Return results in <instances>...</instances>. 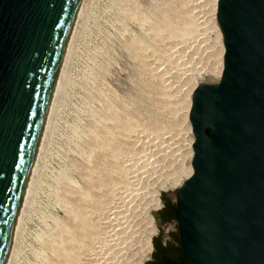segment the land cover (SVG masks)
<instances>
[{
    "label": "rangeland",
    "instance_id": "1",
    "mask_svg": "<svg viewBox=\"0 0 264 264\" xmlns=\"http://www.w3.org/2000/svg\"><path fill=\"white\" fill-rule=\"evenodd\" d=\"M92 1L88 7L86 26L70 65L71 84H68L58 107L60 109L58 113L56 112V128L54 127L51 134L43 160L39 187L23 226L16 264H31L35 260L41 261L43 257L50 259L51 256H55L54 251L48 248L49 245L43 243L45 240L47 242L48 238L52 239L51 231L54 229L52 226H56L53 222L60 220L71 229L76 228L75 220L72 221L64 201L66 198L69 199L71 194L65 196V199H58L59 196L56 194L60 189L63 191L64 188H68L61 179L76 186H87L88 173L95 177L110 175L111 182L104 184L105 186H102L104 189L95 187L99 195L103 196V200L101 198V202L97 200L96 204L89 206L90 221L94 222L92 225L95 224L91 230L94 231L87 236L88 239L86 238L82 246L83 248L85 246V250L80 249L82 255L80 254L74 261L80 262L79 264H146V241L148 235L153 234L151 241L156 238L158 233L156 212L163 207L162 205L160 208H154L155 195L159 192L162 202L164 197L176 202L178 199L176 188L165 189L164 185L172 177L179 178L187 169L189 162L190 131L184 113L191 91L190 86L193 81L201 80L203 71L211 66L216 67L205 80L219 78L215 74L218 72L221 51L218 48L219 39L213 24L214 13L217 19L218 0ZM182 10H186L187 14ZM165 16L166 18L169 16L172 21L178 18L179 20H176L179 23L184 18L183 23L188 24L186 33L177 36L169 32L163 36L153 34L155 32L149 27L151 22ZM158 36L161 38L158 39ZM165 36L167 38L163 39ZM132 40H135L136 45L146 40L144 45L147 49L144 45L134 47ZM137 47L141 48L142 52ZM146 55L149 59L147 61ZM156 66L159 69L155 70ZM150 69L155 74L151 73ZM112 104L116 106V111H119L117 113L121 112L123 115L127 113V116L129 115V118L131 116L135 121L134 127L132 126L133 135H136L132 138L135 140L125 136L123 139L122 132L119 134L120 129H116L118 130L116 135L114 125L117 121L112 115H108L112 120L109 121L107 118V114H111L109 108ZM96 119L101 123L99 124ZM103 124L106 127L109 124L108 128L113 131L111 136L117 139L115 147L118 149L115 147L114 149L118 150V153L121 152L122 154H118L120 159L126 161L127 166L124 165L123 170L116 171L117 173L112 172L117 166L115 161L112 163L111 157L103 154L106 149L95 144L96 133L98 136L100 132H104L103 130L109 131ZM139 126H142L141 129ZM74 128L79 132H75ZM121 139L130 140V144L134 142L130 145L126 141L127 145ZM89 142L96 149L92 148ZM119 144L126 147L120 148ZM89 153L93 154L92 157ZM89 158L91 161H88ZM59 175L62 177L57 180L56 177ZM52 191L56 193L52 194ZM150 215L152 222L157 226L156 233L153 232L151 224H148ZM70 223L74 225L70 226ZM42 232L44 239H39L41 238L39 233Z\"/></svg>",
    "mask_w": 264,
    "mask_h": 264
},
{
    "label": "water",
    "instance_id": "2",
    "mask_svg": "<svg viewBox=\"0 0 264 264\" xmlns=\"http://www.w3.org/2000/svg\"><path fill=\"white\" fill-rule=\"evenodd\" d=\"M77 1L0 0V264ZM216 11L224 64L193 89L182 243L187 264H264V0Z\"/></svg>",
    "mask_w": 264,
    "mask_h": 264
},
{
    "label": "bare ground",
    "instance_id": "3",
    "mask_svg": "<svg viewBox=\"0 0 264 264\" xmlns=\"http://www.w3.org/2000/svg\"><path fill=\"white\" fill-rule=\"evenodd\" d=\"M178 1V0H177ZM181 1V0H180ZM183 1V0H182ZM181 1V2H182ZM91 2H93L92 0H78L77 1V5H76V9H75V12H74V15L72 17V20H71V23H70V27H69V30H68V33H67V37H66V41H65V44H64V47H63V50H62V54H61V57H60V60H59V64H58V67H57V71H56V74H55V78H54V82H53V86H52V89H51V93H50V97H49V100H48V103H47V107H46V112H45V116H44V119H43V123H42V126H41V130H40V133H39V136H38V139H37V142H36V145H35V149H34V154H33V157H32V161H31V164H30V167H29V170H28V173H27V176H26V180H25V183H24V187H23V191H22V195L20 197V201H19V205H18V209H17V213H16V217H15V221H14V224H13V228H12V233H11V236H10V239H9V244H8V249H7V252H6V255H5V259H4V262L3 264H16L18 262H16L18 259L17 256L19 254V249H20V240H21V237H22V231H23V226H24V223H25V220L27 218V215H28V212L31 208V205L35 199V196H36V193H37V190H38V187H39V180L41 179L40 176H41V172H43V160L44 157H45V154H46V150L48 148V144H49V141H50V137H51V134L53 133V130H54V127H55V121L56 120V112L58 111V108L59 107V104H60V101L61 99L63 98V95H65L64 93L66 92L67 90V86L68 84H71V81L72 80V75L70 73V65H71V62H72V59L74 57V53L76 51V47L78 46L77 43L81 37V34L83 32V29L84 27L86 26V22H87V17H88V7L90 6ZM184 2V1H183ZM216 2V0H215ZM120 6V5H119ZM124 8V7H123ZM91 9V8H90ZM131 9V8H130ZM196 10V9H195ZM128 11V10H127ZM179 11V10H178ZM181 11V10H180ZM186 10H182V12L186 13L185 12ZM217 12V11H216ZM164 15V13H162ZM161 14V15H162ZM179 14V12H178ZM177 14V15H178ZM187 14V13H186ZM186 14H183L184 16H187ZM145 15V14H144ZM162 15V16H163ZM176 15V14H175ZM142 16V14H141ZM169 17V16H168ZM160 18L159 20H154L151 22L150 24V28L152 29V32H155L153 34H160L161 36H163V34H167L169 32V34L171 33V35H180V33H183L186 31L187 29V25L188 24H184L183 22V19L181 20L182 22L179 23L177 22L176 18L175 21H172V19H169V18ZM177 17V16H176ZM139 18V16H138ZM141 18V17H140ZM147 18V17H146ZM150 18V17H149ZM159 18V17H157ZM136 19V18H135ZM144 19V18H143ZM167 19V20H166ZM169 19V20H168ZM218 19V18H217ZM216 19V14L214 13L213 15V24H214V28H215V31H216V34L218 35V39H219V45H218V48L220 49L221 51V58H220V61H219V64H218V72L215 74L216 76L220 77L221 74H222V68H223V59H224V49H225V42H224V35H223V32L221 30V27H220V24H219V21H217ZM142 20V19H141ZM179 20V19H178ZM151 21V20H150ZM149 21V22H150ZM144 22V21H143ZM148 22V23H149ZM186 22V21H185ZM146 23V22H145ZM145 26V25H144ZM150 29V30H151ZM146 30V28H145ZM147 31V30H146ZM149 32V30H148ZM151 32V31H150ZM174 33V34H173ZM186 33V32H185ZM151 34V33H150ZM149 34V35H150ZM151 34V35H153ZM170 35V36H171ZM168 36V35H167ZM167 36H165L163 39L167 38ZM159 37V36H158ZM157 38V37H156ZM161 37H159L158 39H160ZM134 39V38H133ZM139 39V38H138ZM138 39L136 38V40L138 41ZM162 40V39H161ZM159 40V41H161ZM168 40V39H166ZM130 41V40H129ZM133 41V40H132ZM140 41V39H139ZM146 41V40H145ZM143 42L142 44L141 43H138V45H136L135 43V40L132 42L133 43V46L136 45L138 47H142L146 42ZM158 41V42H159ZM171 41V40H170ZM169 41V42H170ZM142 42V41H141ZM161 43V42H160ZM159 43V44H160ZM141 44V45H139ZM172 44V43H171ZM132 45V44H130ZM132 46V47H133ZM145 46V45H144ZM135 47V46H134ZM137 47V48H138ZM146 48V46H145ZM139 49V48H138ZM147 49V48H146ZM160 49V48H159ZM141 50V48L139 49ZM144 50V49H143ZM77 52V51H76ZM136 52V51H135ZM142 52V50H141ZM169 53V52H168ZM148 54V52L146 53ZM162 54V53H161ZM148 56L146 55L145 57V61L149 60L147 58ZM153 59V57H150ZM161 58V57H160ZM164 58V57H163ZM191 58V57H190ZM151 59V60H152ZM150 60V61H151ZM144 61V62H145ZM153 61V60H152ZM155 62V61H154ZM157 62L159 63V61L157 60ZM149 63V62H148ZM218 63V62H217ZM88 64V63H87ZM161 65V64H159ZM91 66V65H90ZM152 66H155V65H152ZM158 66V65H157ZM156 66V67H157ZM92 67V66H91ZM159 67V66H158ZM155 68L156 69H159V68ZM216 67V66H215ZM214 66L211 68H209L208 70L206 69L205 71H207V73L205 71H203V75L201 76V80H205L207 79L206 77L212 72L213 73V68H215ZM153 68V67H152ZM151 68V69H152ZM151 69H150V72H151ZM94 70V69H93ZM154 70V69H153ZM89 71V70H88ZM92 71V70H91ZM90 71V72H91ZM93 72V71H92ZM153 72V71H152ZM151 72V73H152ZM89 73V72H88ZM94 73V72H93ZM154 73V72H153ZM155 74V73H154ZM153 75V74H152ZM206 75V76H205ZM159 76V75H158ZM156 77V76H155ZM160 77V76H159ZM158 78V77H157ZM74 79V78H73ZM89 79V78H88ZM201 80L197 81H193L192 85L190 86L191 87V91H190V94H189V98L186 102V109H185V113H184V116L187 118V122H188V129L190 131V138H189V146H190V149H189V162L187 164V169L184 171V173L179 177V178H170L168 180L167 183H165V189H173V188H177V186L179 185H182L183 182L185 181V179H187L189 177V175L192 173L193 171V166H192V163H191V159H192V156L194 154V147H193V141L195 140V133L193 131V128H192V122H191V119H190V116H189V111H190V106H191V102H192V96L194 94V87L199 83L201 82ZM73 83V82H72ZM97 86V85H96ZM190 90V89H189ZM103 98V97H102ZM104 102V101H103ZM107 102V101H105ZM106 104V103H105ZM104 104V105H105ZM108 106V104H106ZM114 104H112V106L109 108L111 114H107L108 112H105L108 115H112V118L114 117V120L117 121L116 125H114V120H113V125L116 127L115 128V131L116 129H120L119 131V134L120 132H122V136H123V139H125L126 137H129L130 139H134V137L132 138V136H135L136 135H133V127L135 125V121L132 120L131 116L130 118L127 116V113L126 115H123V114H120V113H117L119 111H116L117 108L115 109L116 106H113ZM124 105V104H123ZM103 106V105H102ZM126 106V105H125ZM104 107V106H103ZM106 107V106H105ZM119 108V107H118ZM108 109V108H106ZM105 109V110H106ZM127 109V108H126ZM107 111V110H106ZM121 111V110H120ZM58 113V112H57ZM125 113V112H124ZM90 114V113H89ZM129 114V113H128ZM101 116V115H99ZM102 116H105L102 114ZM110 116H108L107 118L111 119V117L109 118ZM95 119V118H94ZM100 119V118H99ZM103 119V118H102ZM105 119V118H104ZM134 119V118H133ZM97 120V119H96ZM107 120V119H106ZM112 120V119H111ZM98 123L100 124L101 122L99 120H97ZM137 121V120H136ZM152 121V119H151ZM144 123V122H143ZM104 124H105V121H104ZM103 124V126H104ZM111 124V122H110ZM141 124V123H140ZM102 125V124H101ZM138 125V124H136ZM144 125V124H143ZM147 125V124H146ZM149 125V124H148ZM100 127V125H98ZM112 127V125H110ZM133 126V127H132ZM106 126H104L105 128ZM109 127V124L107 125L106 128ZM140 127V126H139ZM138 127V128H139ZM142 127V126H141ZM140 127V129H141ZM56 128V127H55ZM114 129V127H112ZM111 128V129H112ZM148 128V127H147ZM75 129V128H74ZM78 129V128H77ZM81 129V128H79ZM100 129V128H99ZM98 129V130H99ZM145 129V128H144ZM76 130V129H75ZM92 130V129H90ZM107 130V129H106ZM106 130H103L102 132L103 133H99V135L97 136L96 132H94L95 136V141H96V145L97 147L99 146V148H105V156H108L111 157V162L112 161H115L114 163L117 164L116 169H112V172H120V170H123L122 167H124V165H126V161H122L120 159V148H122L123 144L127 141L128 139L125 141L123 139H121V141H124V143L122 145L119 144L120 148H119V152L118 153L117 151V147H115L116 145V140L113 136H111V131L110 129L108 128L109 131H106ZM78 130H76L75 132H77ZM94 131V130H93ZM118 131V130H117ZM117 131H116V135H117ZM79 132V131H78ZM99 132V131H98ZM113 133V131H112ZM91 134H93L91 132ZM79 135V134H78ZM81 135V134H80ZM113 135V134H112ZM115 135V134H114ZM92 136V135H91ZM110 136V137H109ZM119 136V135H118ZM125 136V138H124ZM89 137V136H88ZM120 138V137H119ZM122 138V137H121ZM81 139V138H80ZM83 139V138H82ZM86 140V139H85ZM119 140V139H118ZM135 140V139H134ZM87 141V140H86ZM93 141V139H92ZM91 141V143H92ZM93 141V143L95 142ZM120 141V140H119ZM159 141V140H158ZM126 142V143H127ZM134 142V141H133ZM132 142V143H133ZM90 143V142H89ZM90 143V144H91ZM125 143V144H126ZM132 143L129 144L132 145ZM86 145V144H85ZM92 145V144H91ZM95 145V146H96ZM118 145V144H117ZM128 145V143H127ZM129 145V147H130ZM143 145V144H142ZM94 145H92V148H95L93 147ZM122 146V147H121ZM115 148H117L115 151ZM126 147V146H124ZM123 147V148H124ZM133 147V146H131ZM97 148V149H99ZM114 150H113V149ZM84 149V148H83ZM90 149V148H89ZM96 149V148H95ZM94 149V151H95ZM91 150V149H90ZM103 150V149H102ZM101 150V151H102ZM122 150V149H121ZM124 150V149H123ZM122 150V151H123ZM126 150V149H125ZM130 150V149H129ZM136 151V150H135ZM90 152V151H89ZM96 152V151H95ZM98 152V150H97ZM125 152V151H124ZM132 152V151H131ZM134 152V151H133ZM87 154V153H86ZM119 154V155H118ZM122 154V153H121ZM127 154V153H125ZM129 154V153H128ZM133 154V153H132ZM90 155V153H89ZM91 155H93L91 153ZM90 155V156H91ZM75 157V156H74ZM92 157V156H91ZM104 157V155H103ZM102 157V158H103ZM86 158V157H85ZM88 158V156H87ZM96 158V157H94ZM99 158V157H98ZM114 160H113V159ZM123 158V157H122ZM136 158V157H135ZM107 159V158H106ZM110 159V158H109ZM107 159V160H109ZM134 159V158H133ZM93 160V158H92ZM88 161H91V159L89 158ZM105 161V160H104ZM102 161V162H104ZM134 161V160H133ZM132 161V162H133ZM136 161V160H135ZM45 162V161H44ZM123 162V164H122ZM130 162V160H129ZM90 163V162H88ZM94 163V162H93ZM92 163V164H93ZM109 163V162H108ZM113 163V162H112ZM131 163V162H130ZM91 164V163H90ZM96 164V163H95ZM103 164V163H102ZM107 164V163H106ZM129 164V163H127ZM132 164V163H131ZM135 164V163H134ZM84 165V164H83ZM89 165V164H88ZM94 165V164H93ZM99 165V164H98ZM101 165V164H100ZM133 165V164H132ZM131 165V166H132ZM127 166V165H126ZM134 166V165H133ZM95 168V167H93ZM89 169V168H88ZM93 170V169H92ZM68 171V170H67ZM86 171V170H84ZM96 171V170H95ZM98 171V170H97ZM96 171V172H97ZM101 171V170H100ZM104 171V170H102ZM125 171V169H124ZM92 172V171H91ZM83 173V172H82ZM88 173V172H87ZM86 173V174H87ZM100 173V172H99ZM98 173V174H99ZM108 173V172H107ZM107 173H105L106 175H108ZM110 173V172H109ZM117 173V172H116ZM60 174V173H59ZM67 174V173H65ZM84 174V173H83ZM88 173L87 175L89 176V184H87V186H79V185H73L72 183H66V180H62L61 179V182L63 181L64 184H67V187L68 188H64L63 191H60L58 193L57 190H55L54 192L59 196L58 199L60 198H63L65 199L66 197H68V194L70 195L69 196V199L66 198L64 201H65V205H66V209L69 211L70 215H71V218H72V221H74V223H76V228L73 230L71 229L65 222L63 221H60L58 220L57 218V222H53L55 223L56 226H52L54 227L53 231V236H51L52 239H47V242H42L43 243H47V245H49L48 248L51 249V251H54L55 253V256H51V258L49 259L46 255V258H42L41 261H37L35 260V262L31 263V264H79V263H76L74 260H76V258H78L80 256V254L82 253L80 249H82L84 243H85V240H87V236L89 237L90 236V233L94 231L91 230L92 227H94V225H92V221H90V216H89V206H91L93 203L96 204V202H98L97 200H100L103 196L99 195L98 191H96L95 187H99V188H102L104 189L102 186H105L104 184H109L111 182V177L110 175L105 177V176H101V177H95V176H90L92 174ZM94 174V173H93ZM102 174V173H101ZM120 174V173H119ZM124 174V173H123ZM122 174V175H123ZM62 175V174H61ZM100 175V174H99ZM98 175V176H99ZM103 175V174H102ZM64 176V175H62ZM62 176H57V180L60 179ZM97 176V174H96ZM65 177V176H64ZM63 177V179H65ZM68 177V176H67ZM177 177V176H176ZM55 178V177H54ZM114 178V177H113ZM56 180V179H55ZM70 180V179H69ZM86 180V179H85ZM68 181V179H67ZM74 181V180H73ZM60 182V184H61ZM72 182V181H71ZM58 183V182H57ZM62 183V184H63ZM76 183V182H75ZM69 184V185H68ZM73 186H76V187H73ZM72 187H71V186ZM57 186V185H56ZM58 186H60L58 184ZM61 186H64V185H61ZM66 186V185H65ZM64 186V187H65ZM55 188V187H54ZM59 188V187H58ZM61 188V187H60ZM63 188V187H62ZM107 188V187H106ZM98 190V188H97ZM52 191V194L54 193ZM51 196V195H50ZM56 196V195H55ZM66 196V197H65ZM65 197V198H64ZM103 200V198H102ZM155 207L154 208H157L160 206L161 204V199H160V195H159V192L156 193L155 195ZM153 200V201H154ZM36 201V200H35ZM60 201V200H59ZM58 201V202H59ZM63 201V202H64ZM62 203V201H60ZM101 202V200H100ZM60 204V203H59ZM63 204V203H62ZM94 205V204H93ZM154 205V204H153ZM64 206V205H63ZM98 207V206H97ZM64 208V209H65ZM92 208V207H91ZM95 209H93V212H94ZM66 214H67V211H66ZM96 214V212H95ZM94 214V215H95ZM150 214V213H149ZM49 216V215H48ZM53 217V216H52ZM51 217V218H52ZM50 218V217H49ZM93 218V217H92ZM91 218V219H92ZM68 219V218H67ZM46 220V219H45ZM71 220V219H70ZM71 221V222H72ZM150 221V222H149ZM149 221H148V224L150 223L151 224V228L153 230V232L155 233L156 232V229H155V226L152 222V219H151V215L149 217ZM57 223V224H56ZM74 223H70V226L71 225H74ZM147 223V222H146ZM97 224V223H96ZM149 224V225H150ZM50 225V224H49ZM48 225V226H49ZM47 226V225H46ZM73 227V226H72ZM150 228V229H151ZM151 230V231H152ZM45 231V230H44ZM150 231V232H151ZM48 232V231H47ZM91 233V234H92ZM41 238L39 239H44V236L43 235V232L42 234L39 233ZM150 234V233H149ZM48 235V234H47ZM48 235V236H49ZM153 235V234H152ZM152 235H148V240L146 241V247H147V251H145V253H149L148 252V249L150 248V245H151V238H152ZM39 236V235H38ZM46 236V234H45ZM87 238V239H86ZM93 238V236L91 237V239ZM90 241V239H89ZM91 242V241H90ZM90 244V243H89ZM88 244V245H89ZM46 245V244H45ZM145 245V244H144ZM77 247V248H76ZM81 247V248H80ZM89 247V246H88ZM79 248V249H78ZM85 248V246H84ZM83 248V250H85ZM92 249V248H91ZM86 252V251H85ZM37 253H39L37 251ZM53 253V252H52ZM53 253V254H54ZM40 254V253H39ZM84 254V253H83ZM82 255V254H81ZM147 255V254H146ZM40 256V255H39ZM84 256V255H83ZM50 257V256H49ZM53 257V258H52ZM146 257V256H145ZM84 259V257H82ZM80 261V260H79ZM140 261H143V260H140ZM30 262V261H29ZM85 262V261H83ZM90 262V261H89ZM87 264V263H86Z\"/></svg>",
    "mask_w": 264,
    "mask_h": 264
},
{
    "label": "flooded vegetation",
    "instance_id": "4",
    "mask_svg": "<svg viewBox=\"0 0 264 264\" xmlns=\"http://www.w3.org/2000/svg\"><path fill=\"white\" fill-rule=\"evenodd\" d=\"M162 205L163 207L156 212L158 233L156 238L151 241L146 264H187L180 221L177 216L178 199L175 202L168 197H164L158 208ZM154 226L157 232L155 223Z\"/></svg>",
    "mask_w": 264,
    "mask_h": 264
}]
</instances>
